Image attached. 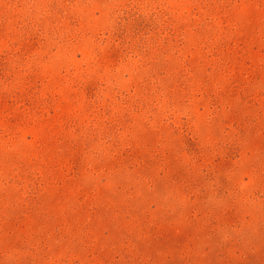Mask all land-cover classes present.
I'll use <instances>...</instances> for the list:
<instances>
[{
	"label": "rangeland",
	"instance_id": "1",
	"mask_svg": "<svg viewBox=\"0 0 264 264\" xmlns=\"http://www.w3.org/2000/svg\"><path fill=\"white\" fill-rule=\"evenodd\" d=\"M0 264H264V0H0Z\"/></svg>",
	"mask_w": 264,
	"mask_h": 264
}]
</instances>
